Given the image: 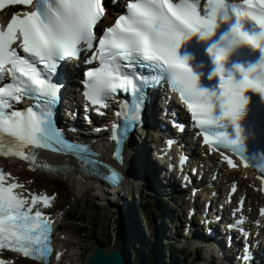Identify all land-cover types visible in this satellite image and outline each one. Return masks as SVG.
Wrapping results in <instances>:
<instances>
[{
	"label": "snow or ice",
	"instance_id": "obj_1",
	"mask_svg": "<svg viewBox=\"0 0 264 264\" xmlns=\"http://www.w3.org/2000/svg\"><path fill=\"white\" fill-rule=\"evenodd\" d=\"M6 4L23 5L30 10L13 14L7 30L0 29V82L11 79L0 86V156L19 157L33 166L35 156L30 154L31 149L59 150L63 146L89 151L83 144L64 139L54 124L61 92V82L55 76L59 64L89 51L90 61L98 60L99 67L87 72L84 95L92 106H99L98 112L123 92L129 97L125 101L128 111L117 115L124 117L126 129L138 125L146 89L159 80V76H145L143 70H159L180 90L193 120L203 131L204 143L231 149L244 159L235 148L240 143L238 121L247 104L245 90L264 94V62L249 71L237 68L243 77L238 82L231 73L225 76L223 55L216 54L214 75L221 82L218 91H208L199 87V77L177 50L191 35L208 39L220 21L234 20L231 33L264 52V0H242V4L207 0L206 15L198 9L199 0H128L127 14L120 15L100 35L95 29L105 12L102 0H0V6ZM248 22L253 26L251 32L245 29ZM13 45H18L24 55ZM210 50L218 52L215 48ZM26 99L32 105L18 109L16 106ZM229 122L236 126V140L220 131ZM118 138L120 142L124 139L119 133ZM116 159H121L119 151ZM224 159L234 166L232 159ZM6 175L10 174L0 169V249L10 247L25 257L47 259L52 251L51 221L34 208L40 201L48 207L51 198L33 195L29 201L23 193L14 191L23 185L14 180L6 183ZM104 179L115 186L120 177L112 169ZM244 259H248L247 248ZM0 264L5 262L0 260Z\"/></svg>",
	"mask_w": 264,
	"mask_h": 264
},
{
	"label": "rangeland",
	"instance_id": "obj_2",
	"mask_svg": "<svg viewBox=\"0 0 264 264\" xmlns=\"http://www.w3.org/2000/svg\"><path fill=\"white\" fill-rule=\"evenodd\" d=\"M147 145L151 146L152 142L148 140L146 142V147ZM42 178L45 181H52L55 185L59 186L62 195V204L67 202L71 196H74L77 200L81 198L85 201L82 203L81 200L79 201L80 204L76 205V211H72L69 215L70 222L68 226H64L67 233L72 236L71 239L66 240L67 246H71L73 249L80 248V253L84 249L90 251L101 247H115L116 251H122L128 231L140 226L136 219L135 222L131 223L133 211H130L129 206H127L129 209L128 212L126 211L122 213L120 212L122 207L119 208L118 206H115V204L112 205V207H109V209L99 207L98 205H101V201L95 200L96 191L92 186L90 190L83 189L74 191L63 182L60 183L57 180L46 176H42ZM130 199H133V196H130ZM135 200L136 199L134 198V201ZM124 201L127 202L126 204L129 203L127 198H124ZM136 205L137 204H135L134 208L131 207V210L135 209ZM199 206L201 208L203 207L202 204ZM161 212L162 211L157 212L156 215L158 216ZM148 216L149 215L146 214V216L144 215V218L141 219V226L144 231L151 233L152 226H155L157 229H163V234L173 235L177 223H172L170 229L167 223L152 218L149 220ZM184 217L185 216H182V219ZM175 218L177 220L178 216ZM135 247L136 249L139 248L138 245ZM128 253H130V251H128ZM79 257V255H75L77 264L80 261ZM81 259V262L84 263V257Z\"/></svg>",
	"mask_w": 264,
	"mask_h": 264
},
{
	"label": "bare ground",
	"instance_id": "obj_3",
	"mask_svg": "<svg viewBox=\"0 0 264 264\" xmlns=\"http://www.w3.org/2000/svg\"><path fill=\"white\" fill-rule=\"evenodd\" d=\"M66 64H67V62H66ZM66 64H64V66ZM151 98H152V100L148 101V99H147L146 103H148V104L153 103L151 106H153L155 104L153 106V113L151 114V116L155 117V124L146 125L144 128L141 129V131L135 133L133 138L130 140L125 154H126L127 158L130 156L132 162H131V164L130 163L126 164V162L123 163V160H122V166H126V167L129 166L132 169L127 171V173H126V171H123L124 176H125L124 181L122 182V184L118 188L112 189L111 194H108L109 198L111 197V199H112V200L108 201V203L106 204V207L108 209H109V207H112V205L115 204V206H118L119 208L122 207L120 211H126V209H128L127 205L134 202V198L137 200V197L141 196V194L144 192V191L139 190V189H141L143 187L140 184L144 183L146 181L145 177L147 175H146L145 159L148 157H151V153L149 152V148L146 147V141H141L140 143H138V140L139 139L140 140H147L150 136H152L153 133L158 134L157 139H160L162 136H165L169 132L175 134V136H176V132L172 128V126L169 122L170 116H169V114L165 113V108L167 107V104L159 97V95L157 93H152ZM164 125L167 126L166 130H164L162 128ZM138 146H140L142 154H141L140 158L137 159L136 153H137V147ZM62 179H64V178H62ZM132 179H136V183H137L133 189L131 187ZM66 180L71 185L75 186L77 189L86 188L87 190H90V188H91L89 185L82 184L81 181L77 180L74 177L70 178V179L68 178ZM129 182H130V186L128 187ZM137 186H139L140 188L135 189ZM215 187H216V189H219L217 186H215ZM102 190L106 193L104 187L102 188ZM194 195H195V197L198 198L197 193H194ZM130 196H133V199H130ZM124 198L128 199V201H129L128 204H126L127 203L126 201H124V203H121ZM105 202H107V200ZM117 202H119V203H117ZM129 209H130V206H129ZM133 245L135 246V243ZM106 249H107V251L116 250L115 247H111V248L106 247ZM232 251L234 252L235 250L232 249ZM81 260L82 259H80V261H79L80 264H87V261L82 263ZM70 264H72V262ZM125 264H126V259H125Z\"/></svg>",
	"mask_w": 264,
	"mask_h": 264
},
{
	"label": "trees",
	"instance_id": "obj_4",
	"mask_svg": "<svg viewBox=\"0 0 264 264\" xmlns=\"http://www.w3.org/2000/svg\"><path fill=\"white\" fill-rule=\"evenodd\" d=\"M138 246L139 248L136 249L133 244L128 245V242L125 241L122 252L127 257L126 264H162V256L159 254L153 255L148 245L144 242L141 244L138 243ZM128 248L132 251V257L130 256L131 254L128 253Z\"/></svg>",
	"mask_w": 264,
	"mask_h": 264
},
{
	"label": "water",
	"instance_id": "obj_5",
	"mask_svg": "<svg viewBox=\"0 0 264 264\" xmlns=\"http://www.w3.org/2000/svg\"><path fill=\"white\" fill-rule=\"evenodd\" d=\"M87 264H125V257L116 250L107 251L106 248H97L92 251Z\"/></svg>",
	"mask_w": 264,
	"mask_h": 264
},
{
	"label": "clouds",
	"instance_id": "obj_6",
	"mask_svg": "<svg viewBox=\"0 0 264 264\" xmlns=\"http://www.w3.org/2000/svg\"><path fill=\"white\" fill-rule=\"evenodd\" d=\"M223 23H228V21H222ZM230 35V39H227L226 41L229 43L230 46H236V45H243V44H247L245 41L241 40L239 38L238 35L234 34V33H231V29H230V33L228 34ZM235 41V42H233ZM248 45V44H247ZM210 53L214 55V58H215V55L216 54H222L223 55V60L221 61L222 65L224 64V61L226 60L227 58V53L225 51H219V52H216V51H212L210 50ZM215 64H216V70H217V63H216V60H215ZM191 68V67H190ZM192 69V68H191ZM193 71V70H192Z\"/></svg>",
	"mask_w": 264,
	"mask_h": 264
}]
</instances>
